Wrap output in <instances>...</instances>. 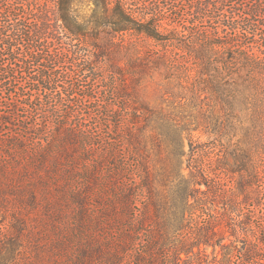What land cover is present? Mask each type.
I'll return each instance as SVG.
<instances>
[{"label":"trees","instance_id":"1","mask_svg":"<svg viewBox=\"0 0 264 264\" xmlns=\"http://www.w3.org/2000/svg\"><path fill=\"white\" fill-rule=\"evenodd\" d=\"M240 1L0 0V264H264V0Z\"/></svg>","mask_w":264,"mask_h":264},{"label":"rangeland","instance_id":"2","mask_svg":"<svg viewBox=\"0 0 264 264\" xmlns=\"http://www.w3.org/2000/svg\"><path fill=\"white\" fill-rule=\"evenodd\" d=\"M57 0H43V6L45 8H48L50 10V12L52 14H54V12L56 13V9H57ZM240 1V0H239ZM241 1H248V0H241ZM240 1V2H241ZM252 1V0H250ZM136 3V2H134ZM157 80L160 78V76H156ZM148 85L144 86L145 89H143V93H145L146 97L151 101V103L155 104L158 102L159 99V94H158V85L155 83V81H153L152 79L147 80ZM143 88V87H142ZM199 134H197L198 136ZM206 137L202 136L201 140H205ZM184 150H185V155L183 156V162H184V167L186 168V172H188V168H187V163H188V157H189V150H190V145L187 139L184 138ZM202 188H206L205 185L202 186ZM212 252V247H210L208 249V253Z\"/></svg>","mask_w":264,"mask_h":264}]
</instances>
